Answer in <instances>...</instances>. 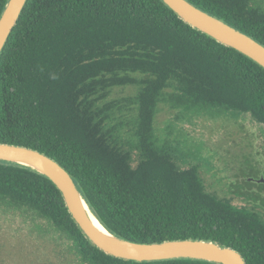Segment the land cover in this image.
Listing matches in <instances>:
<instances>
[{"label": "trees", "instance_id": "1", "mask_svg": "<svg viewBox=\"0 0 264 264\" xmlns=\"http://www.w3.org/2000/svg\"><path fill=\"white\" fill-rule=\"evenodd\" d=\"M188 1L264 45L260 0ZM161 104L189 117L248 114L264 131V69L161 0H27L0 53V143L57 161L118 237L213 241L246 264H264V214L218 197L198 165H182L173 124L157 136ZM241 176L237 182L264 190ZM0 209L31 230L39 224L72 264H214L109 256L83 235L47 178L5 162Z\"/></svg>", "mask_w": 264, "mask_h": 264}, {"label": "rangeland", "instance_id": "2", "mask_svg": "<svg viewBox=\"0 0 264 264\" xmlns=\"http://www.w3.org/2000/svg\"><path fill=\"white\" fill-rule=\"evenodd\" d=\"M260 4L264 7V0H260ZM133 92L132 88L116 90L113 97ZM160 106L155 117L157 136L162 137L166 126L173 124L174 134H180L173 145L177 152L174 150L175 157L184 156V167L198 165L209 191L242 206L243 201L235 198L236 193L232 192L239 184L234 173L242 170L240 172L246 176L264 178V131L261 126L253 123L248 114H238V119L233 112L231 119L189 117L180 110ZM181 137L187 147L194 149L187 148ZM20 219L0 209V264L73 263L68 249L60 252L55 239L42 233L39 224L31 230L22 225Z\"/></svg>", "mask_w": 264, "mask_h": 264}, {"label": "water", "instance_id": "3", "mask_svg": "<svg viewBox=\"0 0 264 264\" xmlns=\"http://www.w3.org/2000/svg\"><path fill=\"white\" fill-rule=\"evenodd\" d=\"M179 19L216 42L234 49L264 69V45L188 0H161ZM27 0H8L0 14V53ZM0 162L18 165L47 178L59 191L72 220L98 250L128 261L151 262L188 259L214 264H246L227 246L200 239L138 243L118 237L96 218L71 174L47 155L24 146L0 143ZM258 182H264L261 178ZM94 220L99 226L94 225Z\"/></svg>", "mask_w": 264, "mask_h": 264}, {"label": "flooded vegetation", "instance_id": "4", "mask_svg": "<svg viewBox=\"0 0 264 264\" xmlns=\"http://www.w3.org/2000/svg\"><path fill=\"white\" fill-rule=\"evenodd\" d=\"M240 171L242 170H236L234 173L236 175L235 177L237 178L236 180H241L243 177L241 176L242 173ZM259 177L255 178V177H251V175H248L245 177V180L251 182L252 184H260V183L264 184V182H258V180L261 179V178L259 179ZM232 192L236 193L235 198L243 201L242 202L243 205L242 206L240 205V207H246L249 210L257 211L260 212L261 214H264V203L262 202V200L264 199V190L263 191L259 190L258 188H256V185L251 186L243 182H239V184H237L236 188L233 189ZM255 192H257L258 194H255ZM251 194L252 197H247V195H251ZM253 194L255 195L254 197Z\"/></svg>", "mask_w": 264, "mask_h": 264}, {"label": "bare ground", "instance_id": "5", "mask_svg": "<svg viewBox=\"0 0 264 264\" xmlns=\"http://www.w3.org/2000/svg\"><path fill=\"white\" fill-rule=\"evenodd\" d=\"M94 225H95L97 228H99V226L97 225V223L95 222V220H94Z\"/></svg>", "mask_w": 264, "mask_h": 264}]
</instances>
